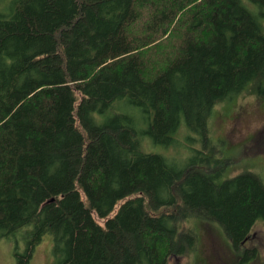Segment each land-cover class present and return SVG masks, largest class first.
Instances as JSON below:
<instances>
[{"label": "trees", "instance_id": "trees-1", "mask_svg": "<svg viewBox=\"0 0 264 264\" xmlns=\"http://www.w3.org/2000/svg\"><path fill=\"white\" fill-rule=\"evenodd\" d=\"M253 81L264 98L241 0H0V238H22L17 264L46 234L53 264H168L196 253L194 221L253 257L264 183L225 176L238 160L209 127ZM181 124L201 143L182 164L141 148Z\"/></svg>", "mask_w": 264, "mask_h": 264}, {"label": "rangeland", "instance_id": "rangeland-1", "mask_svg": "<svg viewBox=\"0 0 264 264\" xmlns=\"http://www.w3.org/2000/svg\"><path fill=\"white\" fill-rule=\"evenodd\" d=\"M241 1L257 16L264 34V16L258 15V8L249 0ZM211 114V139L223 142L224 157L238 160L227 168L225 176L231 177L248 171L258 174L264 183V98L255 92L254 81L233 99L214 106ZM172 136L174 141L167 145L153 143L147 137L148 143L146 141L147 144L144 147L141 145V148L145 152L161 154L178 165L191 155L192 149L200 148L201 143L196 140L197 137L183 124ZM97 220L103 224L101 219ZM193 223L199 236L196 253L190 258L171 256L168 264H264L263 220L258 219L254 223L249 238L245 241L244 246L255 248V254L253 257L246 255L247 260L244 261L243 252L235 253L229 240L217 226L203 221ZM52 247V236L44 235L35 245L28 264H53ZM23 250L24 242L21 237L0 238V264H17V254Z\"/></svg>", "mask_w": 264, "mask_h": 264}]
</instances>
